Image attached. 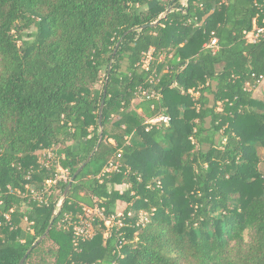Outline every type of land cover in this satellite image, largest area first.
Returning a JSON list of instances; mask_svg holds the SVG:
<instances>
[{"label": "trees", "instance_id": "16d2710c", "mask_svg": "<svg viewBox=\"0 0 264 264\" xmlns=\"http://www.w3.org/2000/svg\"><path fill=\"white\" fill-rule=\"evenodd\" d=\"M153 1L0 0V264L49 229L24 264H264V34L247 39L264 0ZM154 77L161 99L139 100ZM160 114L171 125L147 132ZM49 149L71 178L92 156L61 207L68 185L43 204L26 189L55 177ZM118 153L122 172L102 177ZM94 200L107 216L124 203L130 226L75 246Z\"/></svg>", "mask_w": 264, "mask_h": 264}, {"label": "built area", "instance_id": "2783aa9c", "mask_svg": "<svg viewBox=\"0 0 264 264\" xmlns=\"http://www.w3.org/2000/svg\"><path fill=\"white\" fill-rule=\"evenodd\" d=\"M264 34L263 28L255 27L254 31L251 32L247 39L250 43H256L259 38ZM204 48L211 49L214 52L218 49V39L216 37L212 38L209 43L204 45ZM163 57L160 58V62H162ZM155 61L154 51L150 50L147 54H145L142 63L141 70L149 71L151 69L152 63ZM157 76V75H156ZM159 82L157 77H154L150 84L151 87L144 88L139 87L137 89L138 99H161V92L155 89V85ZM192 93V91H190ZM172 123V118L166 114H160L153 119H148L146 124V131H150L154 126L157 128L160 127H168ZM122 154L118 153L113 158L110 159L109 163L103 170L101 174L102 177L108 176L112 173H121L123 170V165L121 162ZM40 165L44 166L46 169L55 168V177L46 182L41 192L31 190L30 186H26V189L31 192L33 198L40 203H45L46 200L43 199L46 194L50 193V190L53 186L58 184L68 185L71 182V175L68 169L64 168L61 165V157L57 155L54 149H49L41 152L40 157ZM29 179V177H28ZM61 202H59L58 207H60ZM2 205V202H0ZM155 211V210H153ZM57 211L55 212V214ZM150 213L144 210H140L136 216L134 226L136 227H145L150 222ZM7 219H9V215H5ZM132 213H128V217H132ZM126 217L123 212H117V214L112 216H107L105 213V209L101 207L100 202L94 200L93 206H84L81 214L78 216L77 221L72 225V235H73V243L75 246H78L81 242H86L92 240L96 233L97 228H102L104 230V238H110L114 233H119L128 226H130L126 222ZM25 226L29 227L31 224L27 219L24 220Z\"/></svg>", "mask_w": 264, "mask_h": 264}, {"label": "water", "instance_id": "95a60500", "mask_svg": "<svg viewBox=\"0 0 264 264\" xmlns=\"http://www.w3.org/2000/svg\"><path fill=\"white\" fill-rule=\"evenodd\" d=\"M156 25H158V23H155V24H153L151 26H156ZM146 27H144V28H146ZM103 106H104V101L102 103V109H103ZM100 126L102 127V120L101 119H100ZM101 137H102V134H101ZM91 159H92V156L77 170V172L72 177L71 182L68 184V186H67V188L65 190V193L63 195V199H62V202H61L60 207L64 204L65 200L67 199L68 193H69L70 189L72 188L73 184L75 183L77 177L82 173V171L89 164V162L91 161ZM49 231H50V229L46 232V234L36 244H34V246L32 247V249L26 254V256L23 258V260L20 262V264H24L25 263L27 257L29 256V254L31 253V251L33 250V248H35L36 246H38L41 242H43L46 239Z\"/></svg>", "mask_w": 264, "mask_h": 264}, {"label": "rangeland", "instance_id": "374dc122", "mask_svg": "<svg viewBox=\"0 0 264 264\" xmlns=\"http://www.w3.org/2000/svg\"><path fill=\"white\" fill-rule=\"evenodd\" d=\"M158 1L159 0H154L153 3H157ZM181 1L183 4L187 2V0H181ZM254 98L264 102V81L260 84L258 88L254 90ZM260 155L264 159V149L260 150ZM39 157H41V155ZM261 169L264 170V162L261 164ZM124 208H125V205H121L120 212H123L125 210Z\"/></svg>", "mask_w": 264, "mask_h": 264}, {"label": "crops", "instance_id": "0c3cea01", "mask_svg": "<svg viewBox=\"0 0 264 264\" xmlns=\"http://www.w3.org/2000/svg\"><path fill=\"white\" fill-rule=\"evenodd\" d=\"M121 205H125V204H124V203H122V204L119 203V204H118V209H117L118 212H120ZM124 209H126V205H125V208H124Z\"/></svg>", "mask_w": 264, "mask_h": 264}]
</instances>
